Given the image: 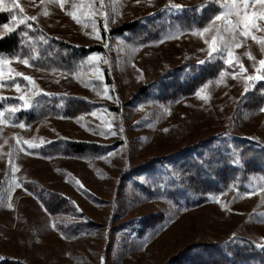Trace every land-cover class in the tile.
I'll return each mask as SVG.
<instances>
[{"label":"rangeland","instance_id":"1","mask_svg":"<svg viewBox=\"0 0 264 264\" xmlns=\"http://www.w3.org/2000/svg\"><path fill=\"white\" fill-rule=\"evenodd\" d=\"M205 1L171 0L183 6L176 10L170 8L169 0H103V9L100 0H65L63 9L50 0H18L25 15L37 16L36 21L27 22L35 24L44 36L78 47L101 46L86 57L94 52L102 57L94 63L102 70L103 79L95 78L89 63L71 71L36 65L39 51L34 59L29 58V66L12 62L16 71L32 76L43 93L53 95L41 93L32 107L14 115L6 111V122L0 124V264H101V257L103 264H189L173 259L204 243L227 244L245 237L257 246L264 245V194L256 190L264 188V180L259 173L252 174L251 196L230 187L208 193L191 207L149 196L142 189L152 183L154 172L171 168V156L214 136L250 138L264 147V111L259 110L264 103L250 108L248 101L262 80L252 82L247 92L243 79L231 75L220 84L215 82L221 69L236 71L240 77L264 75V71L257 73L264 52L251 36L238 35L240 47L233 49L246 72L241 73L235 61L225 65L218 56L207 61L215 63L207 100L194 93L160 98L156 90L146 99L136 98L142 88H150L176 67L205 60L207 46L191 30L181 29L178 38L172 29L165 33L173 35L172 39L164 40V34L142 46L131 45L116 28L158 13L172 16ZM81 3L84 7L77 9L81 16L78 24L67 12L73 10V4ZM89 3L94 11L107 13L106 30L103 17L85 15ZM15 10L19 17V9ZM253 10L258 12L259 5H251L249 11ZM92 19L102 40L87 34L92 32ZM257 24L253 33L264 36V21L257 20ZM2 26L0 32H7ZM247 52L256 59H249ZM15 82L21 85V93L33 91L22 77H16ZM105 84L111 99L102 95ZM4 85L0 95L7 99L0 101V109L18 106L21 102L15 97L21 93L12 81H4ZM75 99L91 105L75 115L44 110L54 100L61 107ZM106 120L112 123L115 135L107 134L106 129L105 135H100ZM20 122L25 123L24 128ZM17 138L40 146L29 150L23 145L19 150ZM59 138L113 147L103 154L85 156L39 153L47 141ZM151 163L158 168L145 169ZM11 164L18 166L15 173ZM13 176L18 187L12 184ZM77 179L83 187L77 185Z\"/></svg>","mask_w":264,"mask_h":264},{"label":"trees","instance_id":"2","mask_svg":"<svg viewBox=\"0 0 264 264\" xmlns=\"http://www.w3.org/2000/svg\"><path fill=\"white\" fill-rule=\"evenodd\" d=\"M7 0H5V3ZM222 3V1H221ZM7 4V3H6ZM204 7L189 6L181 13L166 16L158 13L129 22L116 28L118 34L124 35L131 45H141L160 39L172 29L189 31L192 27H203L210 18L222 10L217 3L205 1ZM17 10H0V26L9 24L13 29L5 32L0 38V54L4 56L20 55L21 58H34L41 54L35 62L41 67L53 66L68 71L80 68L86 56L101 46L91 48L78 47L64 41L57 42L44 36L33 24L27 28L25 24H15L11 17ZM215 63L184 64L170 71L157 80L150 88H142L136 98L143 100L150 97L153 91L160 93V98L172 99L193 94L203 83L215 74ZM249 107L257 108L264 103V80L260 81L250 92ZM50 105V106H48ZM54 100L46 104L44 110L52 114L75 115L88 109L89 102L81 99L69 101L66 106ZM112 145L76 141L59 138L46 143L39 149L42 155H97L107 152ZM183 153L170 157L171 168L154 172L155 176L149 186L142 187L149 196L164 197L177 205L191 207L205 198L208 193H218L234 187L239 191L249 190L252 174L259 173L264 180V147L250 138L231 136L226 139L212 137L203 140ZM235 161V162H233ZM151 163L145 169H157ZM197 249V250H196ZM190 252L180 254L173 261H188L189 264H264V249L259 248L248 238L233 240L227 244L219 242L204 243Z\"/></svg>","mask_w":264,"mask_h":264},{"label":"snow or ice","instance_id":"3","mask_svg":"<svg viewBox=\"0 0 264 264\" xmlns=\"http://www.w3.org/2000/svg\"><path fill=\"white\" fill-rule=\"evenodd\" d=\"M43 3V0H41ZM51 3L59 4V6L63 9L65 0H50ZM135 3H139L140 0H134ZM211 2L217 3L222 10L218 11L215 15H213L210 20L207 22V24L203 27H192L191 33L193 35L200 36L203 39L204 44L207 46V57L205 60H199L197 63L204 64L209 60H212L214 56H218L221 59H223V63L225 65H233L234 61L239 65V71L241 73L246 72L247 69L244 67L243 63H241L239 60H237L235 53L233 51L234 48L240 47V43L238 41V35L243 37H249L254 41H257L260 44L261 51L264 52V36H257L253 33L252 29L258 28L257 20L264 21V0H223V3H221V0H211ZM251 5H259V11H249V7ZM169 6L172 9L181 10L183 8L180 4H172L171 0H169ZM84 7V4L81 3L79 5L73 4L72 8L73 10L70 12H67V14L76 22L81 23V16L78 15L77 9H82ZM199 7H204V5H200ZM19 9L21 15L18 17L16 15H13L11 17L12 21L15 24H25L27 21H36L37 16H27L24 14L23 7L19 4L18 0H11L10 4H5V0H0V10L4 9ZM89 11L85 13V15L93 16L98 14L99 16L103 17L104 24L103 27L106 30L108 26V20L109 17L106 12L103 11H94L92 9L91 3L88 5ZM104 8V2L103 0H100V9ZM43 14L45 16L48 15L47 9L44 10ZM92 32L87 33L88 35L94 36L97 40H102V36L100 33V30L96 26V20L92 19ZM3 29H5L8 32L13 31L12 28H10L9 24H4ZM32 23H27V28H32ZM5 33L0 32V37H3ZM181 34L179 27L176 29L175 38H178ZM206 34L210 35V39L207 38ZM227 34V35H225ZM174 38L173 35L165 34L163 36L164 40L172 39ZM162 41H157L156 43H160ZM107 46V45H105ZM142 46V45H141ZM201 51H204V49H201ZM226 53V57L225 54ZM246 55L249 59L255 60L256 58L252 55L251 52H247ZM34 59V58H33ZM102 59V57L99 56L97 53H92L90 56L86 57L83 63H89L91 65V71L93 72L96 79H103V76L101 75L102 70L95 65L94 62ZM13 61H19L23 63L25 66H29V58L24 57L21 60L20 55H13L11 57H4L0 55V88L4 87V81H12L13 87L15 88L17 93H21V85L17 82H15L16 77H22L23 80L27 81L29 85H31L33 91L31 94H23L21 93L15 99H18L21 103L17 105H12L9 108L6 109H0V124L5 123V112L7 111L9 115H14L17 111L20 109H27L33 106V104L36 102L34 98L38 97L41 93H43L42 89H39V86L36 84L34 78L30 75H26L22 72L16 71L12 67ZM104 63H108L107 60H104ZM259 67L257 68V73H260L261 71H264V58L259 59L258 61ZM53 71H56L53 69ZM142 71V70H140ZM75 75V73H72ZM226 75H231L233 78L237 79H243L245 82V88L244 91L247 92L249 90V86L252 82L258 81V80H264V75L256 74V75H244L242 77L237 75L236 71H232L230 73H226L223 69L219 71L218 78L216 79V83L220 84L223 82V78ZM212 81H208L206 83L201 84L194 92V95L197 97L203 98L204 100H207L209 98L208 93L206 90L208 89L209 84H211ZM44 95H53L51 93H43ZM102 95L105 97H108L111 99L112 97L109 96V87L107 84L104 85V89L102 92ZM7 99L3 95H0V101H3ZM118 100V97L116 98ZM260 111H264V107H261L259 109ZM96 113L93 112V115ZM111 115V114H110ZM78 122H79V118ZM19 126L21 128L25 127L24 122H20ZM105 129L107 131V134L115 135V131H113V125L110 122V120L105 121V125L102 129H100V135H105ZM121 131L123 129L121 128ZM167 131V129H165ZM7 143V141H5ZM47 143H51L50 141H47ZM23 145H27L28 149H35L38 148L40 145L33 143L29 140H21L17 138L16 140V147L19 150H23ZM11 155V151L9 153ZM28 154H32L31 151H29ZM109 156L112 155V153H108ZM235 162V161H233ZM18 166L15 164H11V171L15 173L17 171ZM76 183L78 186L83 187L81 182L77 179ZM12 184L15 186H19L16 183V177H12ZM11 187V185H10ZM256 190L261 191L262 194H264V188H258ZM253 194L252 191H246L244 193L245 196H251ZM11 199V194L9 193V200ZM218 200V198H217ZM9 208L12 207V204L9 203L7 205ZM179 210V209H178ZM52 227H56V224L53 223ZM235 236V234H233ZM264 239V238H262ZM261 248H264V245H258ZM103 257H101V264H103Z\"/></svg>","mask_w":264,"mask_h":264}]
</instances>
